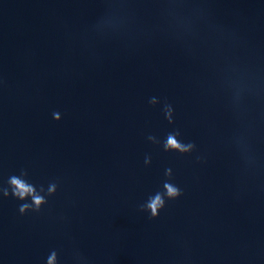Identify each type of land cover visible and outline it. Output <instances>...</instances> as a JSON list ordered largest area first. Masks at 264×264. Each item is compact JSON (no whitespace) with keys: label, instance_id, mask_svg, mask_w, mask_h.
Wrapping results in <instances>:
<instances>
[{"label":"water","instance_id":"obj_1","mask_svg":"<svg viewBox=\"0 0 264 264\" xmlns=\"http://www.w3.org/2000/svg\"><path fill=\"white\" fill-rule=\"evenodd\" d=\"M113 3L122 22L101 35L106 0H0V181L21 168L36 185L63 181L39 215L0 201V264H44L52 248L70 264L73 244L94 264H168L181 254L177 238L195 264H264V190L226 145L233 122L221 83L229 62L264 68V0H189L204 6L214 37L193 56L162 0ZM152 96L174 106V125ZM173 127L207 163L146 140ZM168 167L185 194L149 220L136 206Z\"/></svg>","mask_w":264,"mask_h":264},{"label":"clouds","instance_id":"obj_2","mask_svg":"<svg viewBox=\"0 0 264 264\" xmlns=\"http://www.w3.org/2000/svg\"><path fill=\"white\" fill-rule=\"evenodd\" d=\"M164 7L161 15L171 28L173 35L180 42L183 50L193 56L199 49L211 47L214 37L208 32L206 13L201 3L189 5V0H162ZM106 11L97 25L99 34L104 35L108 28H116L122 22L115 11L113 0H106ZM222 88L226 94L225 109L230 114L233 127L226 138V145L238 158L240 171L250 180H259L257 185L264 190V68L257 64L229 62L224 70ZM151 107L160 106L164 119L169 125L175 124V108L167 99L161 100L157 96L148 99ZM53 119L59 121L61 115L54 112ZM146 140L158 146L163 152H174L180 156H192L197 164L207 163L209 154L202 152L195 141H185L179 128L173 127L163 139L157 135L148 134ZM143 164L150 166L151 156L145 154ZM62 179L56 177L46 184L36 185L29 178L25 168L8 176L6 181H0V201L9 197L18 202V214H41L50 199L54 197L62 185ZM185 194L175 180L173 169L165 168L164 179L160 187L147 195L146 199L136 206L140 213H146L149 220L159 217L162 210L171 202L177 201ZM244 193L237 188L233 193L235 199H241ZM74 205L75 201H70ZM53 223L67 225L69 217L63 213L51 214ZM177 245L181 254L173 257L168 264H195L191 249L187 241L177 238ZM70 264H94L91 257L78 246L72 245L69 253ZM44 264H64L62 250H49ZM104 264H112L111 257H105Z\"/></svg>","mask_w":264,"mask_h":264}]
</instances>
